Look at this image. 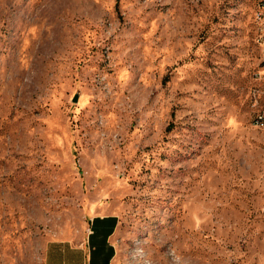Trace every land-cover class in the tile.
Returning <instances> with one entry per match:
<instances>
[{"label":"rangeland","instance_id":"rangeland-1","mask_svg":"<svg viewBox=\"0 0 264 264\" xmlns=\"http://www.w3.org/2000/svg\"><path fill=\"white\" fill-rule=\"evenodd\" d=\"M259 0H0V264L94 215L116 264H264Z\"/></svg>","mask_w":264,"mask_h":264},{"label":"crops","instance_id":"crops-1","mask_svg":"<svg viewBox=\"0 0 264 264\" xmlns=\"http://www.w3.org/2000/svg\"><path fill=\"white\" fill-rule=\"evenodd\" d=\"M89 232L79 242L53 240L48 244L45 264H116L120 219L115 214L90 217Z\"/></svg>","mask_w":264,"mask_h":264},{"label":"built area","instance_id":"built-area-1","mask_svg":"<svg viewBox=\"0 0 264 264\" xmlns=\"http://www.w3.org/2000/svg\"><path fill=\"white\" fill-rule=\"evenodd\" d=\"M258 15L261 19H264V0H259ZM256 124L258 126L264 125V106L260 109L259 113L255 117Z\"/></svg>","mask_w":264,"mask_h":264}]
</instances>
